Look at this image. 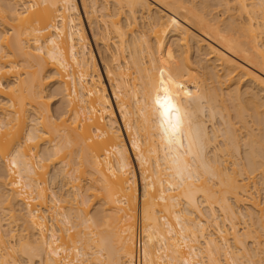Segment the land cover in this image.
Here are the masks:
<instances>
[{
    "label": "bare ground",
    "instance_id": "obj_1",
    "mask_svg": "<svg viewBox=\"0 0 264 264\" xmlns=\"http://www.w3.org/2000/svg\"><path fill=\"white\" fill-rule=\"evenodd\" d=\"M80 4L100 63L77 0H0V25H7L0 30V159L7 172L0 170V210L10 217L8 230L0 222V264H23L19 257L38 264H241L256 250L264 264V208L251 191L257 174L264 181V0ZM97 12L102 36L94 32ZM192 39L223 74L202 58L192 66ZM235 78L250 86L224 94ZM161 80L180 109L175 135L161 126L155 105ZM226 95L234 124L223 113ZM47 98L59 102L54 114ZM218 117L223 128L213 124ZM55 162L61 168L54 176L70 185L67 199L48 192ZM86 192L101 200L92 215ZM241 205L250 206L248 218L257 213L244 233L236 224ZM217 212L229 229L219 226ZM253 254L247 262L259 264Z\"/></svg>",
    "mask_w": 264,
    "mask_h": 264
},
{
    "label": "rangeland",
    "instance_id": "obj_2",
    "mask_svg": "<svg viewBox=\"0 0 264 264\" xmlns=\"http://www.w3.org/2000/svg\"><path fill=\"white\" fill-rule=\"evenodd\" d=\"M104 0H98V2H99V4H100V2L102 3ZM189 1H191L193 4H195V3H199L200 2V0H189ZM77 3H78V6H79V13H80V16H81V19H82V24H83V28H84V30H85V32H86V34H87V36H88V38H89V41H90V43H91V47L93 48V51H94V53H95V56H96V58H97V60L99 61V57H98V52H97V49H98V47H97V49H96V46H95V43H94V40H93V35H92V31L89 29L90 27L88 26L89 24H88V22H87V20H86V15H85V13H83L84 11L82 10L83 8L81 7V4H80V0H77ZM97 5H98V3H97ZM97 5H96V7H97ZM220 10V12H218ZM213 12L215 13V14H218L219 15V17H221L220 19H223V20H226L228 17H227V13L225 14L224 13V11L222 10V9H218V8H215L214 10H213ZM100 12H97V14H96V20L94 21V24L93 25H95V27L94 28H96V25H98L97 26V28H96V30L94 29V32H96V34L98 33V35H100V34H102V31L104 32V30H103V28H102V21H101V19L102 18H99V16H100V14H99ZM229 15V14H228ZM95 16V15H94ZM101 17V16H100ZM95 18V17H94ZM140 20V19H139ZM101 21V22H100ZM141 21V20H140ZM139 21V22H140ZM98 22V23H97ZM100 22V23H99ZM138 22V25H140V23ZM8 23H11V21H8ZM97 23V24H96ZM141 23H142V21H141ZM101 24V25H100ZM142 25V24H141ZM7 25H5L4 27H6ZM4 27H3V25H0V30H4ZM138 28H140V26H138ZM99 30V31H98ZM98 31V32H97ZM101 31V32H100ZM194 31V30H193ZM196 34H198V32H196V31H194ZM102 35H104V33L102 34ZM102 35H100V36H102ZM100 36H98V37H100ZM178 38H179V36H177V35H175V36H171V37H169V39H168V42H167V45H166V49L168 48V46H169V44L170 43H172V42H175L176 40L178 41ZM190 41V40H189ZM109 43H110V41H108ZM176 43V42H175ZM194 40L192 39L191 41H190V43H189V45H190V50H189V54H188V56H189V61L192 63V66L194 67V66H196L195 65V63H196V61H197V58H198V60H199V58H202V60L203 61H205V62H202V64L203 65H207L208 67H209V70H211L212 72H213V69H214V72H213V74H216V75H221V74H223L224 72L219 68V66H217V63H215V62H217V61H215V60H213V59H210L209 57H207V49L206 48H202V50H200L201 52H199V50H198V48H197V46H195L196 44L194 43ZM100 45V44H99ZM102 45V44H101ZM100 45V46H101ZM99 46V47H100ZM102 47H103V45H102ZM101 47V48H102ZM203 47H205V46H203ZM197 48V49H196ZM198 50V51H197ZM206 53V55L204 56V58H206V59H204L203 58V56L202 55H204ZM202 54V55H201ZM199 55V56H198ZM201 56V57H200ZM99 63H100V61H99ZM205 63V64H204ZM217 66V67H216ZM101 67H102V65H101ZM215 67V68H214ZM213 68V69H212ZM103 70V69H102ZM215 70H216V72H218V73H216L215 72ZM48 75V73H46L44 76H47ZM263 78H264V76L263 75H261ZM220 77V76H219ZM222 78V77H221ZM12 79V78H11ZM222 80V79H221ZM46 82L48 81V83L51 81V80H49V79H47V80H45ZM237 82V79L235 78L234 80H233V82L231 81V83H229V84H226L225 86H223L222 87V92L224 93V94H226L230 89H233V88H239L240 89V91H244L246 88H248L250 85V83L247 81V80H244V79H242L241 81H239L238 83H235ZM247 83H249V84H247ZM247 85H249L248 87H247ZM54 89V86H51L50 85V87H48L47 88V90H50V91H52ZM109 92H110V89H109ZM262 95H263V93H262ZM49 98H47V100H48ZM113 99V98H112ZM50 100V101H49ZM48 101H49V104L51 105V111L53 112H55V110H56V107L58 106V101H56L55 102V98H50ZM223 102H224V105L226 106V109L223 111V113L225 114V116L227 117V118H229V119H231V122L234 124V123H236L237 122V120L236 119H234V117H235V110H234V108L232 107L233 106V102L230 100V98L226 95V96H224L223 97ZM57 104V105H56ZM54 112H53V114H54ZM118 115V114H117ZM220 119H219V117L217 118V119H215L214 121H213V124H215L216 126H218L219 128H223L224 126H222V124H221V127H220ZM251 125V128L253 129V131H255L254 133H258L257 131H256V129H257V126L256 125H254V124H250ZM235 126H237V128H238V126H241V125H239V124H235ZM242 129V128H241ZM240 131H242V132H240ZM239 132L241 133H238L241 137L240 138H242V139H244L245 137H246V133H245V130H240ZM125 139H126V136H125ZM220 139V138H219ZM127 140V139H126ZM221 140V139H220ZM218 141V142H216V145H219L220 144V142L221 141ZM127 145L129 146V150H130V145L128 144V141H127ZM46 146H48V145H46ZM3 148H5L3 151H6V146L5 147H3ZM40 149H45V146H43V145H41V147H40ZM244 147L242 146L241 147V150H242V155H243V151H244ZM42 151V150H41ZM5 154H7L6 152H5ZM5 156V155H4ZM131 156H132V158H133V163H134V165H135V170H136V172H137V178H138V182H139V184H138V190H139V192L141 191V184H140V174H139V171H138V166H137V164H136V160H135V157L133 156V154H132V152H131ZM2 158V157H1ZM57 162H55L54 164L55 165H53V163H50V165H49V169H48V175H47V180H48V182H47V186H48V192H49V194L50 193H52V192H56V194L57 195H59V196H62V194L64 195V198H66L67 199V197H68V194L70 193L71 194V190H70V188H69V184H67L68 183V179L67 178H63V181L61 180V177H59V176H54V174L58 171V168L60 169L61 167H59V164L57 163ZM2 164H4L3 163V161L0 159V170L1 171H3V169L4 168H1V165ZM2 167H4V166H2ZM56 170V171H55ZM6 171H5V169H4V173H5ZM7 173V172H6ZM6 173H5V175H6ZM54 177V179L52 180V178ZM55 177H57L56 179H55ZM260 177L261 176H259L258 174L256 175V177H255V182H257L256 184V188L255 187H253V189H251V191H253L252 193H253V195L255 196V198H256V200H257V202L260 204V206L262 207V208H264V181L262 182V177H261V179H260ZM1 179V178H0ZM67 182H66V181ZM65 182H66V184H65ZM84 182H85V184H84ZM83 182V184H81L82 186H85V188H87L88 186H86V185H88L87 183H86V181H84ZM263 183V184H262ZM254 189H257V191L256 190H254ZM2 192V193H1ZM89 192H90V190H89ZM0 193L2 194V195H4V193H5V191L4 190H2V189H0ZM88 192H86L85 193V196L87 195L88 197H89V201H90V206H89V210H90V213H91V215L93 214V213H95V211H97V209L100 207V203H101V200L99 199V198H96V196L94 197V195L92 196L91 194H92V191L89 193V194H87ZM7 194V193H6ZM5 194V195H6ZM70 194H69V196H70ZM1 195V196H2ZM91 195V196H90ZM66 196V197H65ZM3 197H5V196H2V198ZM63 197V196H62ZM69 198H71V197H69ZM68 198V200H71V199H69ZM84 198V197H83ZM87 198V197H86ZM85 199V198H84ZM88 199V198H87ZM200 200V199H199ZM103 202V201H102ZM68 205V204H67ZM205 205L204 204H202L201 205V207H203L202 208V211H203V213L205 214H203L204 216H208V217H206V219H204L203 217V219H204V221L205 220H207V218H209V216H210V213L208 214L207 212L209 211L207 208H206V206L204 207ZM249 206V205H248ZM248 206H246V205H241V207L240 208H237V210L239 209L240 210V212H239V214H241V215H239L238 216V218H237V220H236V224L239 226L238 228H239V230H240V233L242 232V233H244L245 231H246V229H248V225L251 227V229H252V227L254 228L255 226H251L253 223V220L255 221V219H253L255 216H257V213L255 212V211H253V212H255L256 213V215H255V213H253L254 215H252V218H248V214L250 213V212H252L250 209L251 208H248L247 209V207ZM102 207V206H101ZM250 207V206H249ZM2 209L4 208V207H1ZM100 209V208H99ZM5 210V209H4ZM3 210V211H4ZM238 210V211H239ZM246 210H248V212H249V210H250V212L247 214L245 211ZM1 211V210H0ZM3 213H5V215L7 214V215H9L8 214V212L6 211V212H0V222H2L1 224H2V226H4L3 227V229L4 228H6V230H8V223H9V221H10V217H7V216H5ZM218 214L217 215H219L220 217V219H217L218 220V224H219V226L220 227H224V228H226V229H229L230 228V223H228V222H226L224 219H222V216H221V214H220V212H217ZM246 215H248V216H246ZM2 216V217H1ZM5 216V217H4ZM196 216V215H195ZM7 217V218H6ZM9 219V220H8ZM211 219V218H210ZM251 219H253L250 223H251V225L249 224V220H251ZM2 220V221H1ZM6 220H8V221H6ZM209 220V219H208ZM224 221V223H223V221ZM6 222H8L7 223V226H5L6 225ZM141 218H140V213H139V209H138V207L136 208V211H135V240H136V232H137V229L138 228H141ZM19 225H20V223L21 222H17ZM209 223V222H208ZM207 223V225L209 226L208 227V232L211 234V232H212V234L215 236V234L217 233L216 231V225L214 224V223H209L208 224ZM227 223L229 224V226L227 225ZM12 224V223H11ZM14 224H16V223H13V225ZM254 224L257 226V224L254 222ZM17 227V226H16ZM247 227V228H246ZM17 229H18V227H17ZM20 230V229H19ZM19 230H17V233H19L20 231ZM216 230V231H215ZM249 230V229H248ZM19 231V232H18ZM215 233V234H214ZM136 242V241H135ZM229 245H230V249H231V251L233 252H237V250H239V251H241L240 249H241V247H239L240 249H238V247H236L234 244H233V242L231 241V240H229ZM246 245V247H248L247 249H249V250H251V252H252V249H255V246H254V248H253V245L251 244V239L250 240H248V238H247V240H246V243H245ZM141 249V248H140ZM135 250H136V247H135ZM239 251L236 253L237 255H239ZM254 252V251H253ZM253 252H252V254H253ZM241 253V252H240ZM256 253H257V250H256ZM255 252H254V254H256ZM13 254V253H12ZM252 254L250 255V253H249V255L250 256H252ZM254 254H253V258L255 257L254 256ZM248 255V258L247 257H245V258H247L246 260H244L243 258H241L240 259V261H241V264H249V262H247L248 261V259H249V256ZM18 257H19V255H17ZM17 256H15L16 258H18ZM240 256V255H239ZM238 256V257H239ZM257 256H259V255H257ZM255 257L256 258V262L258 263L259 262V264H263V260H261V261H258L259 259H257L258 257ZM261 256V255H260ZM13 257H14V254H13ZM241 257V256H240ZM239 257V258H240ZM244 257V256H243ZM21 258V259H20ZM19 259L23 262V264L26 262V260L23 258V257H19ZM18 259V261H20ZM23 259V260H22ZM206 258H203V260L205 261V263L204 264H208L207 262V260H205ZM25 260V261H24ZM201 261H202V259H201ZM203 261V262H204ZM207 261V262H206ZM239 261V262H240ZM137 262V261H136ZM247 262V263H246ZM261 262V263H260ZM27 264H38L37 262L35 263L34 261L33 262H30V263H28V262H26ZM250 263H251V261H250ZM22 264V263H21ZM136 264V263H135ZM137 264H138V262H137ZM210 264V263H209ZM240 264V263H239ZM256 264V263H255Z\"/></svg>",
    "mask_w": 264,
    "mask_h": 264
},
{
    "label": "snow or ice",
    "instance_id": "obj_3",
    "mask_svg": "<svg viewBox=\"0 0 264 264\" xmlns=\"http://www.w3.org/2000/svg\"><path fill=\"white\" fill-rule=\"evenodd\" d=\"M161 91L155 98V105L160 117L161 126L164 127L165 132H171L175 135L180 127V109L175 103L174 97L171 95L168 87L164 81L160 82Z\"/></svg>",
    "mask_w": 264,
    "mask_h": 264
},
{
    "label": "built area",
    "instance_id": "obj_4",
    "mask_svg": "<svg viewBox=\"0 0 264 264\" xmlns=\"http://www.w3.org/2000/svg\"><path fill=\"white\" fill-rule=\"evenodd\" d=\"M141 241H142V234L140 228H138L136 232V252L138 255L141 248Z\"/></svg>",
    "mask_w": 264,
    "mask_h": 264
}]
</instances>
